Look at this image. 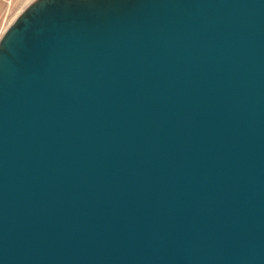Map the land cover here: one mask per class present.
Wrapping results in <instances>:
<instances>
[{
	"label": "water",
	"instance_id": "1",
	"mask_svg": "<svg viewBox=\"0 0 264 264\" xmlns=\"http://www.w3.org/2000/svg\"><path fill=\"white\" fill-rule=\"evenodd\" d=\"M0 264H264V0H36L0 38Z\"/></svg>",
	"mask_w": 264,
	"mask_h": 264
},
{
	"label": "rangeland",
	"instance_id": "2",
	"mask_svg": "<svg viewBox=\"0 0 264 264\" xmlns=\"http://www.w3.org/2000/svg\"><path fill=\"white\" fill-rule=\"evenodd\" d=\"M36 0H0V38L14 20Z\"/></svg>",
	"mask_w": 264,
	"mask_h": 264
}]
</instances>
